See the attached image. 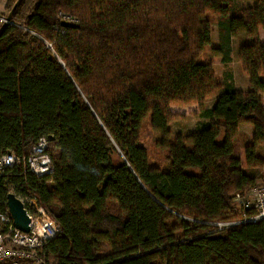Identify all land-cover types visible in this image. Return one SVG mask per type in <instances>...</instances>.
Wrapping results in <instances>:
<instances>
[{
    "label": "trees",
    "instance_id": "trees-1",
    "mask_svg": "<svg viewBox=\"0 0 264 264\" xmlns=\"http://www.w3.org/2000/svg\"><path fill=\"white\" fill-rule=\"evenodd\" d=\"M259 31L264 0H22L0 36V156L18 159L0 175V215L11 192L48 212L60 234L44 264H264V220L206 225L239 219L233 197L264 167ZM240 34L251 38L237 48L244 93L212 70ZM186 113L206 121L165 141ZM148 117L166 149L157 166L140 144ZM42 138L53 174L37 178L26 162Z\"/></svg>",
    "mask_w": 264,
    "mask_h": 264
},
{
    "label": "built area",
    "instance_id": "built-area-1",
    "mask_svg": "<svg viewBox=\"0 0 264 264\" xmlns=\"http://www.w3.org/2000/svg\"><path fill=\"white\" fill-rule=\"evenodd\" d=\"M6 17L0 14V27L3 24H11L7 22ZM64 22L75 25L77 21L64 17ZM16 163L18 159L13 154L1 155L0 175L4 169L11 168ZM26 166L28 172L37 178L53 174L49 141L46 138L40 139L32 148ZM14 196L22 203L30 221L29 231L24 233L14 228L6 206L5 212L0 215V264H44L41 249L60 234V228L48 212L38 205L35 198L16 194ZM233 202L239 209V219L209 222L206 225L214 230H224L240 224H255L264 220V184H255L245 196L234 195Z\"/></svg>",
    "mask_w": 264,
    "mask_h": 264
},
{
    "label": "rangeland",
    "instance_id": "rangeland-1",
    "mask_svg": "<svg viewBox=\"0 0 264 264\" xmlns=\"http://www.w3.org/2000/svg\"><path fill=\"white\" fill-rule=\"evenodd\" d=\"M7 3L8 0H0V14L8 15L7 10ZM234 3L239 8H248L255 5L256 0H234ZM209 16V15H208ZM210 22H211V28H212V45H216L218 43V31H217V25H216V19L213 16H209ZM251 40V38L240 34L231 40V47H232V54H231V62L227 65H223L219 62L217 58L213 59L212 63V70L215 76V80L217 84L221 87L225 82L231 81V83L235 82L241 90L244 88V80L242 79L245 76L242 74L240 64L237 61V48L240 44L243 42H247ZM209 47L205 49L204 56L205 58L209 57ZM203 56V58H204ZM213 99H210L209 101L212 102ZM209 103V102H208ZM186 116L183 119L174 121L169 126V134L167 138L164 139L168 142H174L176 138L184 139L187 135H189L191 132L195 130L199 122H205L206 120H199L197 115L194 113H186ZM249 134L248 128H243L242 131H240V135L244 137L245 135ZM161 134L157 132H153L149 126V117L146 120V122L143 125L142 128V135H141V141L140 144L146 149L147 155H148V162L151 166L154 165H161L163 163L164 155L166 149L159 147L157 144L160 139ZM163 142V141H162ZM162 146H165L163 143ZM162 148V149H161ZM258 154H262L264 156V146H261L258 148ZM257 183L256 184H264V167L263 168H257ZM104 252H107L108 249L104 248L102 250ZM52 261H50L51 263Z\"/></svg>",
    "mask_w": 264,
    "mask_h": 264
},
{
    "label": "water",
    "instance_id": "water-1",
    "mask_svg": "<svg viewBox=\"0 0 264 264\" xmlns=\"http://www.w3.org/2000/svg\"><path fill=\"white\" fill-rule=\"evenodd\" d=\"M22 0H17V2L14 4L13 8L11 11L8 13L6 19L7 22L11 23V18L13 11L15 8L21 3ZM7 24H3L0 27V36L2 35L5 27ZM62 27H69V28H77V25L69 24L66 22L61 23ZM6 206L8 209V213L10 215V218L12 220V224L14 228L17 230L27 233L29 231L28 225H29V219L26 215L25 210L23 209L22 203L14 196V194L9 193L6 197Z\"/></svg>",
    "mask_w": 264,
    "mask_h": 264
},
{
    "label": "crops",
    "instance_id": "crops-1",
    "mask_svg": "<svg viewBox=\"0 0 264 264\" xmlns=\"http://www.w3.org/2000/svg\"><path fill=\"white\" fill-rule=\"evenodd\" d=\"M0 7H1V5H0ZM258 39H259L261 44H264V32L263 31H259ZM242 79L244 80V82H243L244 88H242L243 90H241V88H239V86H237V84L235 82H233L232 84H233V87H234L235 91L244 93V92H246L249 89V82H248L247 78L244 79V77H243ZM213 102H214V99L212 100V102L208 100L206 102L207 107H211L213 105ZM262 106L264 108V94L262 95ZM243 128H248L249 134L245 135V136H247L248 138H251V136H252V127L248 126V125H242V126L238 127V132L240 133V131H242ZM261 146H264V145H261Z\"/></svg>",
    "mask_w": 264,
    "mask_h": 264
},
{
    "label": "bare ground",
    "instance_id": "bare-ground-1",
    "mask_svg": "<svg viewBox=\"0 0 264 264\" xmlns=\"http://www.w3.org/2000/svg\"><path fill=\"white\" fill-rule=\"evenodd\" d=\"M70 24V23H69Z\"/></svg>",
    "mask_w": 264,
    "mask_h": 264
}]
</instances>
